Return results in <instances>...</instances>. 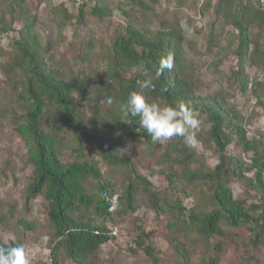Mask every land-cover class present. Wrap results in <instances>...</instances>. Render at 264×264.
Returning <instances> with one entry per match:
<instances>
[{
    "label": "trees",
    "instance_id": "1",
    "mask_svg": "<svg viewBox=\"0 0 264 264\" xmlns=\"http://www.w3.org/2000/svg\"><path fill=\"white\" fill-rule=\"evenodd\" d=\"M127 1L141 10H154L148 0ZM261 2L264 6V0ZM10 3L13 9L24 8L22 0H10ZM89 3H95L91 9L93 16L106 19L114 14L102 0H84V4ZM242 5L241 2L236 11L227 15L230 25L238 31L235 83L243 93L249 91L252 83V92L261 100L260 84L251 81L245 65L247 60H252L248 56L252 54L264 66V36L263 42L255 39L252 20ZM84 7L77 16L80 25L86 16ZM125 15L128 25L106 51L105 72L94 86L88 83L93 80L92 74L100 73L99 68L88 65L82 73L69 78L56 65L53 42L42 49L31 21L20 31V38L14 42L12 61L3 68L4 72L17 76L12 88L21 110L12 112L11 123L25 143L28 161L34 168L23 193L24 210L31 213V202L44 197L53 264H96L102 246L115 241L108 225L116 219L124 220L129 214L136 215L141 201L157 216H168L167 242L186 264H192L191 247L197 244L204 245L205 251L196 264H221V239L238 236L239 232L245 233L253 248L264 246V136L249 139L244 119L225 100L196 95L197 87L186 71L182 31L162 29L151 33L136 28L130 15ZM11 29L0 18V32ZM251 47L253 51L249 53ZM168 55L173 57L174 67L157 77L160 60ZM87 56V52L82 53L78 62L85 65ZM147 79H151L152 86L141 89L137 81ZM132 91H143L150 102L173 105L184 102L198 110L200 118L205 116L211 127L204 138L197 133V141L211 145L219 155V164L213 170L207 168L206 158L198 156L193 146L186 145L181 137L163 144L153 143L139 127V118L131 124L120 121L119 104ZM109 97L113 100L111 105L106 103ZM109 107L110 110H103ZM65 127L73 134L75 152L80 154L71 163L62 160L64 146L58 133ZM130 140L139 142L147 149V156L155 160L153 164L163 167L160 176L167 184L165 191L157 192L140 173L132 156L123 152ZM86 144L96 145L104 163L120 172L124 179L103 174L97 163L87 159ZM231 145L246 156L253 154L252 158L245 160L237 154L230 155ZM251 173L254 175L249 178ZM2 178L8 179V174L0 169ZM233 183L243 184L248 200L257 202L236 200L231 189ZM181 194L196 196L193 209L184 207L178 197ZM116 197L117 209L112 212ZM14 211L10 212L12 218ZM5 219L6 216L0 218V223H5ZM20 226L25 232H35L38 224L21 220ZM16 245L20 243L8 245L0 240V246L6 248ZM130 251L143 252L150 264L162 263L151 235L142 226L136 229ZM245 264L254 263L250 259Z\"/></svg>",
    "mask_w": 264,
    "mask_h": 264
},
{
    "label": "rangeland",
    "instance_id": "2",
    "mask_svg": "<svg viewBox=\"0 0 264 264\" xmlns=\"http://www.w3.org/2000/svg\"><path fill=\"white\" fill-rule=\"evenodd\" d=\"M22 1L24 8L21 11L13 9L10 0H0V18L12 28L11 31L0 32V169L6 170L8 174V179H0V218L6 216L5 223H0V240L8 245L10 243L24 245L30 264H53L48 235L47 204L44 197L39 196L31 202V213L28 214L24 210L23 193L34 168L28 161L25 143L17 136L11 123L12 112L21 110L12 88V81L17 76L13 72L3 71V68L12 61L14 42L20 38V31L26 22L31 21L35 24L34 33L42 49L48 42H53L56 65L69 78L75 73H82L88 65L99 68L100 73L94 71L95 74L91 75L93 80L88 84L92 86L100 81L105 72L106 51L128 25L126 13L130 15L138 29L151 33L162 29L180 30L186 71L197 87L196 95L204 99L217 96L225 100L229 106L235 107L244 119L243 126L249 139L257 140L264 136V66L260 58L248 55L252 60H247L246 74L251 81L257 80L260 84L261 100L252 92V83L247 93L241 92L234 77L238 70V60L235 56L238 48V31L227 19V15L236 11L242 2V7L246 8L248 17L252 20L255 39L263 42L264 6L261 0H148L154 8L153 11L131 6L127 0H102L106 7L114 10L113 16L106 19L93 16L91 9L95 3L84 4V0ZM83 6L86 16L84 23L80 25L77 16ZM90 43L93 45H88ZM252 51L253 47L249 53ZM84 52L88 54L85 65L78 62L79 55ZM84 108H87V104H84ZM103 110H110V107ZM210 127L207 118L202 116L197 133L203 134L204 138ZM58 134L64 146L63 162L71 163L79 159L80 154L75 152L76 140L71 131L65 127L60 129ZM208 145L198 141L193 148L198 156L206 158L207 168L213 170L219 164L220 158L211 149V145L210 147ZM123 152L132 156L140 173L153 184L157 192L167 189L166 182L160 176L163 167L153 164L155 160L147 156L145 147L130 140ZM228 153L237 154L245 160L253 156V154L246 156L241 150L235 149V145L229 147ZM85 155L88 160H93L99 165L103 174H109L121 181L124 179L120 172L104 163L96 145L86 144ZM253 175L251 173L248 176L252 178ZM231 189L236 200L247 199L248 204L257 202L255 199L248 200L243 184L233 183ZM178 197L187 209L195 207V195L181 194ZM141 205L136 215L129 214L124 220L116 219L115 223L108 225V230L115 237V241L102 246L96 264H150L143 252L134 254L130 251L136 239L138 226L144 227L151 235L152 244L160 253L161 264H186L177 257L167 242L168 216L165 214L157 216L145 206L144 201H141ZM12 209L15 210L13 218L10 217ZM21 220L37 222L35 232L23 231L20 226ZM221 241L223 243L221 264H245V261L250 259L254 264H264V246L253 248L244 232ZM191 248L192 264H196L205 248L201 244Z\"/></svg>",
    "mask_w": 264,
    "mask_h": 264
},
{
    "label": "clouds",
    "instance_id": "3",
    "mask_svg": "<svg viewBox=\"0 0 264 264\" xmlns=\"http://www.w3.org/2000/svg\"><path fill=\"white\" fill-rule=\"evenodd\" d=\"M174 67L173 57L168 55L160 60L156 75L159 77L165 69L171 71ZM141 89L152 86L151 79L137 81ZM111 105L113 100L106 101ZM121 116L125 124H131L138 119L139 127L144 129L153 143H165L173 137H181L188 146L195 145L197 130L200 126V113L184 102L178 104H159L150 102L143 91H132L127 99L119 104ZM0 264H30L24 245L12 247L0 246Z\"/></svg>",
    "mask_w": 264,
    "mask_h": 264
},
{
    "label": "built area",
    "instance_id": "4",
    "mask_svg": "<svg viewBox=\"0 0 264 264\" xmlns=\"http://www.w3.org/2000/svg\"><path fill=\"white\" fill-rule=\"evenodd\" d=\"M117 209V198L115 199V201H114V205H113V207L111 208V211L113 212L114 210H116Z\"/></svg>",
    "mask_w": 264,
    "mask_h": 264
}]
</instances>
